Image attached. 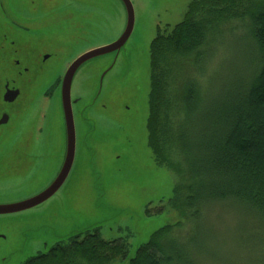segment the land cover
<instances>
[{
	"label": "rangeland",
	"instance_id": "rangeland-1",
	"mask_svg": "<svg viewBox=\"0 0 264 264\" xmlns=\"http://www.w3.org/2000/svg\"><path fill=\"white\" fill-rule=\"evenodd\" d=\"M193 1L131 0L135 26L127 44L119 53L90 61L72 84L71 98L79 100L80 121L78 160L67 192L34 210L26 221L19 216L0 219V234L6 236L0 240V264H23L33 254L46 253L74 234L98 232L106 241L123 240L128 243L130 260L165 227L181 225L174 235L189 233L191 225L170 204L180 181L155 162L148 145L147 121L151 44L159 30L170 34L183 22ZM55 2H60L59 6L65 2L73 15L85 17L82 26H73L84 29L86 38L80 46L85 50L114 43L127 27L121 0ZM2 23H6L4 19ZM222 29L249 28L235 22ZM214 39L219 49L207 52L204 68L212 62L207 83L217 92L246 70L249 41L245 30L234 36L223 32ZM76 49L79 47H72V51ZM5 184L10 180H0V187ZM21 191L18 196L28 194ZM261 230L259 223L242 213L218 207L192 228V250L200 252V264H264ZM259 239V247L251 244Z\"/></svg>",
	"mask_w": 264,
	"mask_h": 264
},
{
	"label": "trees",
	"instance_id": "trees-1",
	"mask_svg": "<svg viewBox=\"0 0 264 264\" xmlns=\"http://www.w3.org/2000/svg\"><path fill=\"white\" fill-rule=\"evenodd\" d=\"M235 22L249 29H222ZM244 30L247 68L213 92L207 52L218 51L221 33ZM150 67L148 145L180 181L170 204L189 233L165 227L128 260L127 242L87 232L23 264H200L192 228L218 207L242 213L264 233V0H194L170 34L158 31Z\"/></svg>",
	"mask_w": 264,
	"mask_h": 264
},
{
	"label": "flooded vegetation",
	"instance_id": "flooded-vegetation-1",
	"mask_svg": "<svg viewBox=\"0 0 264 264\" xmlns=\"http://www.w3.org/2000/svg\"><path fill=\"white\" fill-rule=\"evenodd\" d=\"M55 1L0 0V180H10L0 187V205L20 203L44 192L59 176L67 158L63 84L71 66L89 50L80 46L86 38L84 29H73L82 26L85 17L79 14V19L65 2L59 6ZM1 19L7 24H1ZM72 47L79 49L72 51ZM90 61L77 67L72 84ZM71 101L76 151L67 179L46 202L24 212L0 215V219L19 216L26 221L34 210L67 192L78 160L80 121L79 100ZM20 190L28 194L18 196ZM4 239L6 236L0 234V240Z\"/></svg>",
	"mask_w": 264,
	"mask_h": 264
},
{
	"label": "water",
	"instance_id": "water-1",
	"mask_svg": "<svg viewBox=\"0 0 264 264\" xmlns=\"http://www.w3.org/2000/svg\"><path fill=\"white\" fill-rule=\"evenodd\" d=\"M121 1L123 2L127 12V27L123 35L117 41H115L114 43L108 46L100 47L98 49L89 51L86 54H84L71 66L69 72L67 73L66 80L64 81L62 96H63V108H64L65 119L67 124V132H68V145H67V155H66L67 158L61 173L49 188H47L44 192L37 195L36 197L20 203H15L10 205H0V215L24 212L39 206L40 204L49 200L59 190V188L63 185V183L67 179V176L69 175V172L74 162L75 151H76V130H75V122H74L72 101H71V85H72L73 75L77 67H79L81 64L93 60L100 56L119 53L127 44L134 30L135 12L131 0H121ZM76 235L79 234H74L72 236H76Z\"/></svg>",
	"mask_w": 264,
	"mask_h": 264
}]
</instances>
